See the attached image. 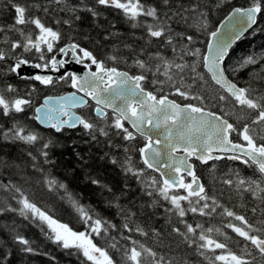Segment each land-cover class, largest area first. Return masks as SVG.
Segmentation results:
<instances>
[{"label":"snow or ice","instance_id":"6c2138e0","mask_svg":"<svg viewBox=\"0 0 264 264\" xmlns=\"http://www.w3.org/2000/svg\"><path fill=\"white\" fill-rule=\"evenodd\" d=\"M51 2L64 5L59 10H66L75 20L80 19L77 14L79 11H87L94 18L101 15L96 7L88 6L84 0H80L78 5H69L68 0ZM94 2L96 6L120 11L132 22V27L144 28L148 43L155 40L160 46L170 48L176 54L175 58L169 59L161 52L152 53L150 58L157 61L155 65L137 58L134 64L140 72L130 75L115 66H110L74 40L69 39V42L57 47L61 40V32L46 26L41 17L32 14L33 9L47 14L48 7H42L39 3L25 5L14 0H0V5L10 6L15 13L11 25L0 26V34H3L0 36V43L8 45L7 50L0 48V62L12 61L8 64L7 73L14 74L22 80L39 82L46 88H54L65 83L74 89L66 95L45 96L42 103L34 105L32 99V93L36 91L34 86L21 96L13 85L8 84L4 89H0V113L5 117H11L32 109L34 112L32 118L56 133L80 128L92 141H97L98 137L106 138L111 148L121 147L120 144L112 142L114 137H118L126 142L123 147L125 158L120 166L144 185L148 196L155 193L171 205L170 208H165V211L174 212L180 218L178 223L183 224L185 229L181 231L179 227H174V232L190 244H195L202 250V255L205 252L215 253L217 249L222 250L221 254L210 259L221 261L223 264H252L255 260L253 250L264 258V220L251 223L245 215L209 196L196 174V163L193 162L194 159L202 165H207L210 161L226 159L249 167L255 166L261 174V181L241 178L239 173H236V181L226 179L223 182L229 186L235 183L238 190L243 188L244 191H251L253 195L264 193V187H261V182H264V135L255 132L257 127L264 129V95H255L256 90L250 84L241 87L229 78L249 65L260 64L264 61V53L259 56L249 55L231 69L225 63L233 44L257 24L259 16L264 15V0H249L247 7H232L223 23L211 31L209 13L213 9L221 8L228 0H213L211 5L203 3V0H189L187 6L184 3L173 5L172 0H159V5L148 4L145 0H94ZM55 23L60 24L61 20H56ZM63 23L71 27L72 21L63 20ZM174 23L177 26L183 23L186 27L178 32L173 27ZM30 25L34 26V29H29ZM189 28L194 31L189 32ZM197 32L209 37L204 51L195 46ZM8 33H17L19 38L10 39ZM18 49L20 53L14 56ZM23 53L38 55L42 63H32L23 57ZM61 54L63 57L70 56V59H58ZM186 56L195 59L186 61ZM107 59L116 61L117 57L109 56ZM72 62L84 66L86 71L83 75L68 71L54 78L51 75H22L20 72L24 66L45 70L51 68L59 72ZM198 65L202 66L211 81L223 91V94L216 97L219 102L239 105L242 110L256 113L251 124L245 123L242 128H237L224 115H219L204 106L205 96L192 91L196 83H207L204 71H197ZM188 73L192 74L190 77L192 84L184 83ZM260 73H264V64H261L259 72L253 75L260 77ZM3 75L5 73L0 72V78ZM166 88L170 91H166ZM7 93L17 94L9 96ZM170 96L198 101L199 104H181ZM89 100L93 101L94 105H90ZM86 107H91L90 115L77 113L76 109ZM233 134L239 137L238 141L232 139ZM0 137L5 140L22 141L27 145L43 141L39 148L43 164H55L47 151L52 141H44L37 132L26 130L19 121L7 129L0 125ZM138 137L144 141L142 147L134 145ZM132 152L139 153L143 168L135 167L130 154ZM28 155L34 162L37 161V157L31 152ZM111 162L118 163L115 158ZM33 167L44 173V185L49 191L64 189L67 193V185L51 176L50 172H45L37 163H34ZM211 167L214 169L215 164ZM147 170L158 173L159 176L151 173L146 175ZM92 183L100 184V181L93 179ZM0 188L13 191V199H16L19 205L18 208L10 207L7 210L18 212L25 219L38 223L41 231L45 232L52 243L62 249L72 250L69 254L75 253L78 258L82 256L81 264H116L108 249L98 246L94 242V237L102 239L108 237L113 241L109 248L115 249L116 237H109L110 230H115L126 240H131V236H123L122 229L128 233L138 232L147 235L143 228L132 222L134 213H125L123 223L118 226L90 214L72 198L71 194H68L67 198L87 226L85 231H74L68 224L62 223L47 210L39 207L11 182L8 184L0 182ZM181 190L184 194H181ZM15 194H19L18 198ZM217 209H220L221 216L231 218L226 227L239 239L234 240L219 228L205 229L199 223L194 227L183 219L189 212L211 216ZM197 229L200 231L197 232ZM213 232L223 236V241L214 238L211 235ZM188 234H191V237ZM15 241L24 246L23 251L36 253L31 242L22 235L17 234ZM131 243L133 246L124 249V264L128 262L143 264L145 253L152 258L154 264H165L164 258L157 257V253L152 249L135 240H131ZM230 243L242 245L240 254L229 247ZM248 256H252V260L247 259ZM167 264H171V261Z\"/></svg>","mask_w":264,"mask_h":264},{"label":"trees","instance_id":"16d2710c","mask_svg":"<svg viewBox=\"0 0 264 264\" xmlns=\"http://www.w3.org/2000/svg\"><path fill=\"white\" fill-rule=\"evenodd\" d=\"M14 2L25 5L39 3L42 7H48L47 14L36 9H33L32 14L41 17L46 26L61 32V44L69 42V39L74 40L91 50L98 58L105 60L110 66L125 70L130 75L140 72L134 64L137 58L155 65L157 61L150 58L152 53L161 52L169 59L176 56L170 48L160 46L155 40L148 43L144 28L132 27V22L127 20L120 11L96 6L94 0H84V2L90 7H96L101 15L94 18L87 11H79L77 13L80 16L79 20H75L66 10L60 11L59 9L64 5H57L51 0H14ZM145 2L159 5V0H145ZM188 2L189 0H172L173 5L184 3L187 6ZM79 3L80 0H68L69 5H78ZM203 3L211 5L213 0H203ZM248 3L249 0H228L221 8L213 9L208 16L209 31L217 27L232 7H247ZM163 10L167 11V9ZM14 16L15 13L10 6L0 5V18L2 19L0 26L11 25L14 22ZM56 20H61V23L56 24ZM63 20H71V27L64 24ZM173 27L179 32L186 26L183 23H180L179 26L174 23ZM188 30L189 32L194 31L191 28ZM8 35L10 39L19 38L17 33H8ZM196 38L195 46L204 51L208 36L197 32ZM0 48L2 47L0 46ZM142 49L143 51H141ZM262 53H264V15L259 16L257 24L251 31L234 44L225 63L231 69L243 58L253 54L259 56ZM109 56H116L117 60H108ZM193 59L195 58L185 57L186 61ZM177 62L180 61L177 60ZM261 64H264V61H261L260 64L249 65L234 75H230L229 78L241 87H247L250 84L256 90L255 95H264V73H260V77L253 75L259 72ZM197 71H204L207 83H196L192 91L205 96L204 106L207 109L224 115L237 128H242L245 123L251 124V120L256 115L255 112L242 110L239 105L233 106L232 103L219 102L216 97L218 94H223V91L211 81L202 66L198 65ZM148 75L151 79V73ZM191 75V73L186 74L185 84H192ZM10 84L17 89V93L21 96H24L34 86L36 91L32 93V99L34 105L39 104L42 90L37 83L29 80H11ZM149 90H151L150 87ZM166 91L170 90L166 88ZM17 93H7V95L12 96ZM170 98L181 104H199L198 101H187L178 96H170ZM81 113L86 116L91 114L87 109ZM33 116L32 109H27L25 113L15 114L11 117H5L0 113V125L7 129L12 127L14 122L19 121L26 130L37 132L44 138V141L51 140L52 143L47 151L49 158L54 160L55 164H43V158L39 156V148L43 141L35 145H27L22 141L5 140L0 137V182L4 184L11 182L16 185L39 207L47 210L62 223L68 224L74 231H85L87 226L67 198L68 194H71L72 198L77 200L90 214L102 217L118 226L123 223L125 213H134L132 222L143 228L147 235H141L138 232L128 233L127 230L122 229L123 236H131V240L138 241L139 244L152 249L157 253V257L164 258L165 264L168 261H171V264H223L221 261L210 259L221 254L222 250L217 249L215 253L205 252L202 255V250H199L195 244H190L174 232V227H179L181 231L185 229L183 224L178 223L180 218L174 212L165 211V208H170L171 205L155 193L148 196L144 185L135 176L123 170L120 163L125 158L123 147L126 142L114 137L112 142L121 145L117 149L109 147L108 141L104 137H98L97 141L90 140L80 128L66 129L62 133H56L53 129L40 127L32 118ZM255 132L261 135L257 128H255ZM232 139L238 141L239 137L233 134ZM143 143V139L138 137L134 145L142 147ZM29 152L37 157L36 162L28 155ZM130 154L135 167L143 168L139 153L132 152ZM113 158L118 161L117 164L111 162ZM193 162L196 163V174L201 178L209 196L237 213L245 215L251 223L264 220V193L253 195L251 191H244L243 188L238 190L235 183L229 186L223 182L226 179L236 181V173H239L241 178L261 181V174L255 166L249 167L226 159L212 161L207 165ZM34 163L67 185V193L64 189L49 191L44 185V173L37 171L33 167ZM212 164H215L214 169L211 167ZM148 173L158 177L150 170L146 171V175ZM93 179L100 181V184H93ZM105 185L106 187H104ZM261 187H264V182L261 183ZM181 193L183 194L182 191ZM13 195V191L0 188V209H5L0 211V264H81L82 256L78 258L75 253L69 254L72 250L62 249L52 243L45 232L41 231V226L38 223H34L31 219H25L18 212L7 210L10 207H19L17 200L13 199ZM15 195L18 198L19 194ZM182 203L186 204V202ZM219 213L220 209H217V212L211 216H200L189 212L183 219L194 227L199 223L205 229L219 228L234 240L239 239L230 228L226 227L231 218L221 216ZM199 231L197 229V232ZM17 234L28 239L31 246L36 249V253L23 251L24 246L15 241ZM188 235L191 237V234ZM211 235L221 241L224 239L223 236L215 232ZM113 236L116 237L117 242L115 249L109 248L113 241L108 237L103 239L94 237V242L98 246L107 248L116 264H124V249L133 245L131 240L123 239L115 230H110L109 237ZM229 247L240 254L242 245L230 243ZM253 255L255 260L252 264H264V258L258 252L253 250ZM247 259L252 260V256H248ZM143 264H154L152 258L146 253Z\"/></svg>","mask_w":264,"mask_h":264},{"label":"flooded vegetation","instance_id":"af4514ba","mask_svg":"<svg viewBox=\"0 0 264 264\" xmlns=\"http://www.w3.org/2000/svg\"><path fill=\"white\" fill-rule=\"evenodd\" d=\"M1 20L2 19L0 18V21ZM30 27L34 29V26H29V28ZM36 32H38V30H36ZM1 36H3V34ZM63 45L64 44H61L60 41H59L57 47L63 46ZM0 46L2 48H4L5 50H7V48H8V45L3 44V43H0ZM19 53L20 52H17V54H19ZM13 55L15 56L16 53H14ZM51 55L52 54H49V56H51ZM23 57L26 58V59H29L32 63H42L39 60L38 55H35L33 53H23ZM60 58L70 59V56L69 57H63V55H62ZM10 63H12L11 60H7L5 62H0V72L5 73V75H3L2 78H0V89H4L6 87V85L10 84L11 80L23 81L22 79L17 78L16 75L7 73V67H8V64H10ZM79 65H81V64H79ZM65 68H67V66H65ZM119 70L125 71V70H122V69H119ZM29 81H31V80H29ZM35 83H37L38 86H40V89L42 90V94H41V97H40L39 104L42 103V100H43V98L45 96H49V95H52V96H60V95L67 94V93H69V92L72 91V89L67 84H65V83L59 84V85H57L54 88H46V87L40 85L39 82H35ZM85 109H87L88 112H91L92 111L91 107H86V108L77 110V113L82 114L81 112L83 110H85ZM109 113H111V112H109Z\"/></svg>","mask_w":264,"mask_h":264},{"label":"water","instance_id":"95a60500","mask_svg":"<svg viewBox=\"0 0 264 264\" xmlns=\"http://www.w3.org/2000/svg\"><path fill=\"white\" fill-rule=\"evenodd\" d=\"M225 18V17H224ZM224 18L221 20V22L219 23V24H221V23H223V20H224ZM219 24L217 25V27L219 26ZM255 26V25H254ZM253 26V27H254ZM216 27V28H217ZM251 31V29H249L247 32H245L244 34H243V36L241 37V39L248 33V32H250ZM208 40H209V37H208ZM208 40H207V42H208ZM239 41V40H238ZM238 41H236V42H238ZM235 42V43H236ZM234 43V44H235ZM234 44H233V46H234ZM232 46V47H233ZM62 56V54L61 55H59L57 58L58 59H60V57ZM65 66H67V68H65V67H63V68H61L60 69V71L59 72H56V71H53V70H51V68H49V69H47V70H45V69H36V68H33V67H30V66H24V67H22V69H20V72H21V74L22 75H36V74H40V75H51V76H53L54 78H56V77H58V76H60L62 73H65V72H68V71H71V72H76L77 74H80V75H83V73L86 71V69L84 68V66H83V68H80V66L78 65V64H76L75 62H72V63H70V64H67V65H65ZM78 67H79V69H78ZM73 68V69H72ZM72 69V70H71ZM77 69V70H76ZM206 72V71H205ZM210 77V76H209ZM17 78H20V77H18L17 76ZM219 87V86H218ZM72 91H74V89H72ZM64 95H66V94H64ZM42 102H43V100H42ZM89 103H92V104H94V102L93 101H91V100H89ZM80 109H83V108H79V109H76V111L77 110H80ZM109 112H110V110H109ZM79 114V113H78ZM36 121V120H35ZM36 123L40 126V127H42V128H45V129H48V128H46L44 125H41L38 121H36ZM193 161H195L194 159H193ZM196 162H198V161H196ZM210 162H212V161H210ZM209 162V163H210ZM151 171V170H150ZM158 176H159V174L158 173H156ZM200 178V177H199ZM187 179H190V178H187ZM200 181H201V178H200ZM201 183H202V181H201ZM204 185V184H203ZM181 191H183V190H181Z\"/></svg>","mask_w":264,"mask_h":264},{"label":"rangeland","instance_id":"374dc122","mask_svg":"<svg viewBox=\"0 0 264 264\" xmlns=\"http://www.w3.org/2000/svg\"><path fill=\"white\" fill-rule=\"evenodd\" d=\"M19 50V49H18ZM16 51V54H17V52H20V50L19 51ZM257 129H258V132L261 134V135H264V129H262V128H259V127H257ZM256 180V179H255ZM262 183V182H261ZM182 194V193H181ZM184 194V193H183Z\"/></svg>","mask_w":264,"mask_h":264},{"label":"bare ground","instance_id":"6f19581e","mask_svg":"<svg viewBox=\"0 0 264 264\" xmlns=\"http://www.w3.org/2000/svg\"><path fill=\"white\" fill-rule=\"evenodd\" d=\"M78 65H79V64H78ZM79 66H80V68H83V66H82V65H79ZM72 69H73V68H72ZM72 69H71V70H72ZM78 69H79V67H78ZM76 70H77V69H76ZM27 75H28V74H27Z\"/></svg>","mask_w":264,"mask_h":264}]
</instances>
